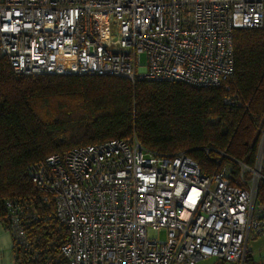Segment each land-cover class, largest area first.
Wrapping results in <instances>:
<instances>
[{"label":"built area","instance_id":"obj_1","mask_svg":"<svg viewBox=\"0 0 264 264\" xmlns=\"http://www.w3.org/2000/svg\"><path fill=\"white\" fill-rule=\"evenodd\" d=\"M254 28L264 0H0V52L17 75L218 87L235 71V31ZM234 162L239 184L232 164L208 174L187 152L159 154L134 137L52 155L30 177L69 228L62 264H244L264 205L259 165ZM6 206L12 237L28 244L22 210Z\"/></svg>","mask_w":264,"mask_h":264},{"label":"trees","instance_id":"obj_2","mask_svg":"<svg viewBox=\"0 0 264 264\" xmlns=\"http://www.w3.org/2000/svg\"><path fill=\"white\" fill-rule=\"evenodd\" d=\"M234 48V74L218 87L17 75L0 52V221L9 231L6 204H18L28 241L13 236L15 263L62 264L69 228L58 219L54 198L44 200L30 169L78 147L136 137L159 154L187 152L208 174L232 164L235 184L241 166L234 161L254 170L260 160L257 202L264 205V28L236 30ZM244 264L260 263L248 249Z\"/></svg>","mask_w":264,"mask_h":264},{"label":"rangeland","instance_id":"obj_3","mask_svg":"<svg viewBox=\"0 0 264 264\" xmlns=\"http://www.w3.org/2000/svg\"><path fill=\"white\" fill-rule=\"evenodd\" d=\"M141 63L143 66L147 65V55L146 54H142L141 55ZM259 169L261 168V162H259ZM260 171V170H259ZM260 176V178H259ZM262 178L261 173H259V175L257 176L258 182L259 180ZM161 240H165V232L162 231L160 234ZM248 249H250L251 251L253 250L254 253V258L256 262H261V264H264V233L262 235H260L256 240L255 239H251L250 243H249V247ZM8 257H7V261L4 260L2 264H16L14 261V257L10 258V260L8 261ZM219 259H211V260H204L202 262H200V264H219L218 261ZM6 261V262H5ZM226 264H234V263H226Z\"/></svg>","mask_w":264,"mask_h":264},{"label":"crops","instance_id":"obj_4","mask_svg":"<svg viewBox=\"0 0 264 264\" xmlns=\"http://www.w3.org/2000/svg\"><path fill=\"white\" fill-rule=\"evenodd\" d=\"M257 238H256V236L252 237V239H255V240ZM251 252L253 253V250ZM253 255H254V253H253ZM7 257L9 260L11 257L13 258V237H12V234L10 233V231H8L4 227L2 222L0 221V264H2L4 260L7 261ZM208 260H211V259H208ZM217 261H220V260H217ZM260 264H261V262H260Z\"/></svg>","mask_w":264,"mask_h":264}]
</instances>
